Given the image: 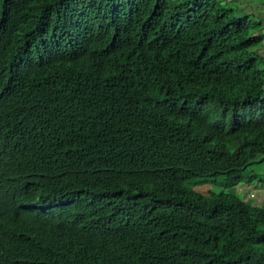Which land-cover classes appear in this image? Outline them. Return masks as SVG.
<instances>
[{"label": "trees", "instance_id": "16d2710c", "mask_svg": "<svg viewBox=\"0 0 264 264\" xmlns=\"http://www.w3.org/2000/svg\"><path fill=\"white\" fill-rule=\"evenodd\" d=\"M261 29L232 0H0V264H264V206L191 187L263 180Z\"/></svg>", "mask_w": 264, "mask_h": 264}, {"label": "rangeland", "instance_id": "374dc122", "mask_svg": "<svg viewBox=\"0 0 264 264\" xmlns=\"http://www.w3.org/2000/svg\"><path fill=\"white\" fill-rule=\"evenodd\" d=\"M251 167H255L260 174V178L264 180V163H255ZM254 182L251 185L237 184L227 186L223 175L213 179H205L198 181L191 187L194 191L203 195H216L220 192H232L237 194L248 204H258L264 206V181ZM251 193L254 195L251 196ZM253 197V200L251 199Z\"/></svg>", "mask_w": 264, "mask_h": 264}, {"label": "crops", "instance_id": "0c3cea01", "mask_svg": "<svg viewBox=\"0 0 264 264\" xmlns=\"http://www.w3.org/2000/svg\"><path fill=\"white\" fill-rule=\"evenodd\" d=\"M235 4H240L241 9H243L251 17L261 21L262 29L261 33L264 34V0H232ZM264 36V35H263ZM264 45V39H263ZM264 49V48H263ZM264 55V50L261 51Z\"/></svg>", "mask_w": 264, "mask_h": 264}, {"label": "clouds", "instance_id": "9594fccd", "mask_svg": "<svg viewBox=\"0 0 264 264\" xmlns=\"http://www.w3.org/2000/svg\"><path fill=\"white\" fill-rule=\"evenodd\" d=\"M254 194L253 193H251V196H253Z\"/></svg>", "mask_w": 264, "mask_h": 264}]
</instances>
